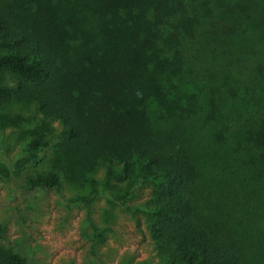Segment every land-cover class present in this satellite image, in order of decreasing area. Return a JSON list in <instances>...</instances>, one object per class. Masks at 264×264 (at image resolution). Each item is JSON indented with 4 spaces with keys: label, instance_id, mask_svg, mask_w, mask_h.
Returning a JSON list of instances; mask_svg holds the SVG:
<instances>
[{
    "label": "trees",
    "instance_id": "obj_1",
    "mask_svg": "<svg viewBox=\"0 0 264 264\" xmlns=\"http://www.w3.org/2000/svg\"><path fill=\"white\" fill-rule=\"evenodd\" d=\"M3 73L62 126L25 191L143 195L157 264H264V0H0Z\"/></svg>",
    "mask_w": 264,
    "mask_h": 264
},
{
    "label": "rangeland",
    "instance_id": "obj_2",
    "mask_svg": "<svg viewBox=\"0 0 264 264\" xmlns=\"http://www.w3.org/2000/svg\"><path fill=\"white\" fill-rule=\"evenodd\" d=\"M14 81L0 76V86ZM48 123L54 134L62 127L34 102H0V247L21 245L40 264H157L139 208L143 195L122 204L100 190L83 195L64 178L60 189L25 191L33 163L27 162L25 141Z\"/></svg>",
    "mask_w": 264,
    "mask_h": 264
}]
</instances>
